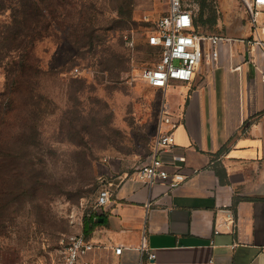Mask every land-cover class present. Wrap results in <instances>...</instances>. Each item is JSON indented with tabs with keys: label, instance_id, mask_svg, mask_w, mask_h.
I'll return each instance as SVG.
<instances>
[{
	"label": "rangeland",
	"instance_id": "obj_1",
	"mask_svg": "<svg viewBox=\"0 0 264 264\" xmlns=\"http://www.w3.org/2000/svg\"><path fill=\"white\" fill-rule=\"evenodd\" d=\"M247 1L187 0L202 32L228 38L250 28ZM168 10V0L40 1L34 33L20 16L21 48L0 52V264H58L100 193L153 157L166 94L141 73L158 61L147 36ZM10 23L0 13V35Z\"/></svg>",
	"mask_w": 264,
	"mask_h": 264
},
{
	"label": "crops",
	"instance_id": "obj_2",
	"mask_svg": "<svg viewBox=\"0 0 264 264\" xmlns=\"http://www.w3.org/2000/svg\"><path fill=\"white\" fill-rule=\"evenodd\" d=\"M241 33L226 37L217 67L204 58L191 83L164 91L180 124L158 155L168 179L122 177L86 238L91 264H264V52Z\"/></svg>",
	"mask_w": 264,
	"mask_h": 264
},
{
	"label": "built area",
	"instance_id": "obj_3",
	"mask_svg": "<svg viewBox=\"0 0 264 264\" xmlns=\"http://www.w3.org/2000/svg\"><path fill=\"white\" fill-rule=\"evenodd\" d=\"M168 4V12L155 22L153 30L147 36L146 45L157 52L158 61L155 66L146 68L141 73V79L146 86L161 91H166L175 83H191L204 58L209 59L212 65L217 67L220 62L221 45L228 40L226 37L199 31L195 25L196 14L187 0H168ZM246 7L251 31L248 43L264 52V0L247 1ZM124 40L126 45L134 47V42L129 36L124 37ZM262 82L264 84V77ZM162 115L160 137L154 155L138 170V178L150 187L168 179L169 173L158 155L176 146L175 132L180 125L165 107ZM183 181L184 177L175 176L176 184ZM113 189H104L100 193L96 204L97 210L111 203L114 197ZM95 250L96 246L83 234L68 237L62 241L58 264H91L89 258ZM114 252L120 256L123 248H115ZM141 252L145 254L147 249L142 246ZM262 255L264 256V250ZM154 256L151 253L147 258L151 261L155 259Z\"/></svg>",
	"mask_w": 264,
	"mask_h": 264
},
{
	"label": "trees",
	"instance_id": "obj_4",
	"mask_svg": "<svg viewBox=\"0 0 264 264\" xmlns=\"http://www.w3.org/2000/svg\"><path fill=\"white\" fill-rule=\"evenodd\" d=\"M40 1L43 2V4L47 2V0H0V13L9 12L11 20L8 30H5V32L0 35V52L5 49L16 50L21 48L23 41L20 38L24 34V30H22L20 26L21 24L18 20L22 14L24 15V21L26 23L24 28L29 29L32 33H34V31L37 32L35 20L38 18V3ZM195 25L197 29L201 28L199 23H197V20ZM3 44L9 45L5 48L6 46ZM17 68L18 67H15V69ZM15 81L17 82V77H15L14 83ZM100 218L101 216L95 214L89 219H86L84 231L86 238L95 230V228H97Z\"/></svg>",
	"mask_w": 264,
	"mask_h": 264
},
{
	"label": "water",
	"instance_id": "obj_5",
	"mask_svg": "<svg viewBox=\"0 0 264 264\" xmlns=\"http://www.w3.org/2000/svg\"><path fill=\"white\" fill-rule=\"evenodd\" d=\"M100 222H102V220Z\"/></svg>",
	"mask_w": 264,
	"mask_h": 264
}]
</instances>
